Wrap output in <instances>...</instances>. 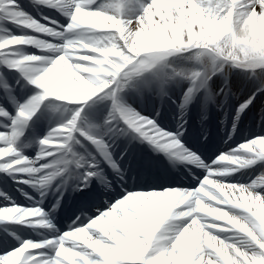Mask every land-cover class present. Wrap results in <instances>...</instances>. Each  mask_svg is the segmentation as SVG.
I'll list each match as a JSON object with an SVG mask.
<instances>
[{
    "label": "snow or ice",
    "instance_id": "1",
    "mask_svg": "<svg viewBox=\"0 0 264 264\" xmlns=\"http://www.w3.org/2000/svg\"><path fill=\"white\" fill-rule=\"evenodd\" d=\"M34 2L68 19L61 24L43 17L48 23L42 25L29 18L17 0H0V19L36 33L0 38V62L18 70L37 90L22 103L16 102L14 116L0 104V117L10 121L0 122L5 129L0 131V172L13 179L28 174L18 183L55 187L54 212L66 190L86 196L94 182L109 189L115 177L109 181L105 164L122 179L124 154L114 157L113 145L119 137L135 133L133 139L164 153L173 165L196 164L204 169V176L192 189L126 191L106 210L87 217V223L77 217L78 224L58 234L39 205L0 206V223L30 224V218H40L53 232L42 241L21 240L11 251L5 247L0 264H264V172L248 184L226 179L264 162V136L246 140L212 164L182 142L189 106L201 94V123L210 103L233 94L229 83L233 68L254 79L257 92L264 93V0ZM133 3L136 10L127 14V6ZM69 34L72 38H67ZM20 47H35L42 54L18 56ZM174 53H188L189 59L203 63L188 66L195 70L178 68L171 76L146 75ZM214 76L223 81L218 90L211 87ZM3 77L0 73V88L12 100L11 85ZM185 81L190 83L180 99L174 131L163 130L128 102L130 95L144 99L151 94L160 98L163 107L165 100H172L171 88ZM93 98L106 101L107 111L89 121L83 113ZM51 99L71 103L73 115L39 140L37 156L30 159L18 149V139L41 105ZM255 99L256 92L236 109L237 120ZM200 134L206 142V130L202 128ZM220 162H227L230 169ZM0 197L10 199L6 192H0ZM175 221L179 223L173 225ZM11 237L19 239L15 232Z\"/></svg>",
    "mask_w": 264,
    "mask_h": 264
},
{
    "label": "bare ground",
    "instance_id": "2",
    "mask_svg": "<svg viewBox=\"0 0 264 264\" xmlns=\"http://www.w3.org/2000/svg\"><path fill=\"white\" fill-rule=\"evenodd\" d=\"M17 3H18V5H19V7H20V9H22L25 13H27L28 14V16H29V18H35L34 16L36 15V10H35V8L34 7H32V6H25V3H27V1H25V0H17ZM28 4V3H27ZM50 10H52V12H54L55 10L54 9H52V8H49ZM136 9H131V13L133 12V11H135ZM126 11H127V14H131L130 12H129V10H128V7H127V9H126ZM38 13H41V10H38ZM59 14H61L60 12H59ZM47 17H50L51 19H53V20H58L61 24H65V23H67V16H65V15H61V17H59V18H56V17H53V15L51 14V13H49V15L47 16ZM27 33H30V31H29V29H27V28H25V27H22V26H18L17 24H15V23H7L6 21H3L2 19H0V38H2V37H4V36H7V35H17V36H20V35H27ZM68 38V37H67ZM45 40V39H44ZM28 49V47H20V48H18L17 50H16V55H18V56H22L24 53H29V51L27 50ZM36 49V48H35ZM37 54L38 55H41L42 53H40V52H38L37 51ZM181 56V57H180ZM178 55V56H176V57H178V58H183L182 56H185L184 58L185 59H188V57H189V54H185V55ZM187 57V58H186ZM167 59V58H166ZM205 60H207V58H205ZM186 61V60H185ZM188 61V60H187ZM166 60L165 61H162V62H160V63H158L153 69H151V71L149 72V73H146V75H151V73H158V74H160V75H165V74H167V71H169V76H171L172 74H173V72H174V70L172 69L171 71L170 70H168L167 68H166ZM191 63H192V61H191ZM201 63H203V62H201ZM165 65V66H164ZM189 65H191L190 63H186V64H184L183 66H181V67H179V68H184L185 70H187V68H189L188 66ZM34 67H36V68H39V67H42V65H40V64H34ZM171 69V68H170ZM190 69V68H189ZM1 70V69H0ZM176 70V69H175ZM19 72V71H18ZM17 71L15 72V74L14 73H11L10 74V76L12 77V78H18V77H20V74L18 73ZM230 76V75H229ZM241 77H243V78H245L246 79V77H245V75L243 74L242 76L241 75H238L237 74V77H235V76H233V79L237 82V86H247V87H249V86H251V83L249 84V83H247L246 84V80H243ZM238 80H240V81H242L243 80V82H242V84L240 85V83L238 82ZM218 81H220L219 80V78L217 77L216 79H215V83H214V85L216 86V84L218 83ZM20 86H22V87H24L25 86V83H24V81L23 80H21L20 81ZM246 87V88H247ZM25 88V87H24ZM23 88V89H24ZM214 90H216V88L214 89ZM19 95L22 97V99H27L28 97H30V96H32V95H30V96H27L26 98H25V92L24 91H21L20 93H19ZM34 95V94H33ZM127 99H128V102L132 105V107H133V95H130L129 97H127ZM61 103H63L65 106H64V108H62L63 110H60V112L59 113H56V114H54V112H47V115L48 114H51V115H53V119H51V121H48L50 124H51V127L45 132V134L47 135L48 134V132H49V130L50 129H53V128H56L57 126H59V125H61V124H63V123H65L67 120H68V118L70 119V117H71V115H72V113H73V105L71 104V103H69V102H59L58 104H57V106L59 105V104H61ZM70 104L71 105V111H70V114H69V109L67 108V104ZM88 105H89V107H86L85 108V110H84V113H83V115L85 116V113L87 112V113H90V112H93L94 111V108H96V109H98L97 107H104L105 105H106V101H104V102H98V100H97V98H93V100H91V101H89V102H86ZM16 104V102H14L13 101V104L12 105H15ZM102 104H103V106H102ZM4 105V104H3ZM7 109H8V111H10L11 109H12V106H6V105H4ZM68 109V110H67ZM90 110H93V111H90ZM96 111V110H95ZM141 114V113H140ZM141 115H143V116H146V115H144V114H141ZM146 117H148V116H146ZM1 121H3V118L1 117ZM0 121V122H1ZM2 123H4V124H6V122H2ZM236 126H237V123H235V130H236ZM0 131H5V129L4 128H2V127H0ZM233 133H234V128H232L231 130H230V135H233ZM261 136H264V134L263 135H261ZM257 137V136H256ZM233 141H236V140H233ZM244 142L246 141V139L244 138V140H243ZM116 154H117V151L116 150H114V152H113V155H114V157L116 156ZM41 162V161H40ZM247 175H249V174H247ZM245 176V175H244ZM236 184H239V183H236ZM113 202H115V201H113ZM112 202V203H113ZM176 223H179L178 221H175V222H173V225H175ZM170 228L172 227V226H169ZM222 235H225V236H227V235H229L228 233H223Z\"/></svg>",
    "mask_w": 264,
    "mask_h": 264
},
{
    "label": "clouds",
    "instance_id": "3",
    "mask_svg": "<svg viewBox=\"0 0 264 264\" xmlns=\"http://www.w3.org/2000/svg\"><path fill=\"white\" fill-rule=\"evenodd\" d=\"M209 211H211V210H209Z\"/></svg>",
    "mask_w": 264,
    "mask_h": 264
}]
</instances>
